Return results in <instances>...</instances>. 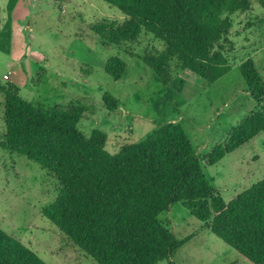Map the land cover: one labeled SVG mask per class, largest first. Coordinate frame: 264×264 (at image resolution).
<instances>
[{
    "label": "trees",
    "instance_id": "obj_1",
    "mask_svg": "<svg viewBox=\"0 0 264 264\" xmlns=\"http://www.w3.org/2000/svg\"><path fill=\"white\" fill-rule=\"evenodd\" d=\"M6 0L0 50L6 51L9 11ZM122 18H101L89 29L104 42L133 40L140 31L161 41L144 50L142 61L162 84L170 81L169 60L209 82L229 68L225 52L230 13L248 0H104ZM264 9V0H258ZM123 61L109 55L103 69L117 76ZM239 73L255 106L230 126L202 162L177 121L159 123L143 138L110 152L105 133H84L67 107L33 103L18 86L0 83L3 130L0 146L35 161L51 173L58 190L40 212L97 264H152L166 258L187 238L177 237L157 217L177 201L208 229L253 263L264 259V175L223 200L202 171L264 128V80L248 58ZM114 107V99L103 95ZM0 264H46L36 252L0 227Z\"/></svg>",
    "mask_w": 264,
    "mask_h": 264
},
{
    "label": "rangeland",
    "instance_id": "obj_2",
    "mask_svg": "<svg viewBox=\"0 0 264 264\" xmlns=\"http://www.w3.org/2000/svg\"><path fill=\"white\" fill-rule=\"evenodd\" d=\"M5 1L0 0V27L7 14ZM122 16L104 0H16L9 11L7 50H0V83H15L21 96L44 107H67L84 133L92 128L105 133L103 147L110 152L143 138L163 121H177L202 162V154L255 106L238 63L250 59L264 80L263 7L258 0H248L247 8L230 13L231 49L225 52L229 68L214 80L197 82L187 74L177 81L178 68L171 58L170 81L177 90L170 81L162 84L141 59L144 50L160 48L159 39L140 31L133 40L104 42L89 29V23L101 18ZM109 55L124 63L117 76L103 69ZM103 95L114 99V107ZM1 112L0 92V140ZM202 171L224 201L261 178L264 128L216 161L202 164ZM57 190L51 173L0 146V227L46 264H97L41 214L40 207ZM157 217L175 236L187 238L152 264H256L177 201ZM257 264H264V259Z\"/></svg>",
    "mask_w": 264,
    "mask_h": 264
},
{
    "label": "crops",
    "instance_id": "obj_3",
    "mask_svg": "<svg viewBox=\"0 0 264 264\" xmlns=\"http://www.w3.org/2000/svg\"><path fill=\"white\" fill-rule=\"evenodd\" d=\"M189 75V76H192L191 78H193L194 80H196L197 82H202L204 81V79L199 76L198 74H196L195 72L187 69V68H178L177 72L175 73V76H177V81L179 79H181L182 76H186V75ZM173 76V77H175ZM198 78V79H197ZM198 80H201V81H198ZM175 83H173V79H171L170 81V86L171 87H174L173 89H176V85H174ZM177 90V89H176Z\"/></svg>",
    "mask_w": 264,
    "mask_h": 264
},
{
    "label": "built area",
    "instance_id": "obj_4",
    "mask_svg": "<svg viewBox=\"0 0 264 264\" xmlns=\"http://www.w3.org/2000/svg\"><path fill=\"white\" fill-rule=\"evenodd\" d=\"M3 76H5V74H3Z\"/></svg>",
    "mask_w": 264,
    "mask_h": 264
}]
</instances>
